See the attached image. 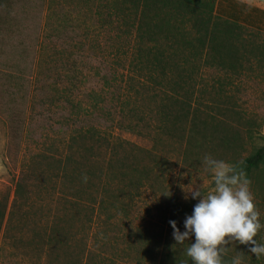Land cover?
<instances>
[{
    "label": "rangeland",
    "instance_id": "1",
    "mask_svg": "<svg viewBox=\"0 0 264 264\" xmlns=\"http://www.w3.org/2000/svg\"><path fill=\"white\" fill-rule=\"evenodd\" d=\"M121 1L0 0V264H152L139 260L140 250L154 233L170 235V202L178 210L188 203L190 215L198 200L190 194L185 199L184 188H213L203 157L229 162L230 152L210 142L184 156V144L171 137L158 133L152 140L120 128L115 97L106 93L104 103L92 97L106 90L94 71L116 67L131 74L135 31L127 22L132 11ZM240 24L241 52L228 54L234 69L204 59L197 68L188 61L184 69L189 82H198L201 115L229 117L240 139L237 152L244 156L264 135V31ZM79 71L88 82H80ZM124 80L114 88L121 99ZM67 99L84 109L70 111ZM90 125L110 141L124 140L123 150L131 151L126 162L132 157L138 167L154 165L156 183L146 181L128 197L124 213L112 205H82L86 202L59 191L63 183L56 168L63 143L73 129ZM250 188L255 197L258 190Z\"/></svg>",
    "mask_w": 264,
    "mask_h": 264
},
{
    "label": "trees",
    "instance_id": "2",
    "mask_svg": "<svg viewBox=\"0 0 264 264\" xmlns=\"http://www.w3.org/2000/svg\"><path fill=\"white\" fill-rule=\"evenodd\" d=\"M124 2L129 4L125 3L126 11L129 8L132 11V16L127 14V22L135 31L128 66L131 74L125 75L124 80L125 76L116 67L102 73L94 71L106 90L104 94H92V97L97 96L104 103V95L109 92L115 97L117 114L121 116L117 119L118 127L149 136L152 140L158 133L171 137L184 144V156L208 142L215 148L230 152L227 161L242 169L250 181L255 180V183H251L253 189L258 190L254 197L255 205L264 223V135L259 136L260 145L240 156L237 152L240 139L230 125L229 117L221 114L218 117L201 115L204 104L201 92L196 88L198 82H189L191 74L184 69L188 61L197 68L198 60L203 59L210 65H227L234 69L237 66L235 59L228 54L241 52L242 46L238 47L236 43L239 41L241 22L223 16L214 0L121 1ZM235 12V8H230L228 14ZM256 29L260 30L259 27ZM261 53L264 54V50ZM121 62L117 61V64ZM184 72L186 80H183ZM78 73L80 82L89 81V76L82 71ZM67 79L72 82L73 77L67 76ZM123 80L125 97L121 99L114 88L117 82L120 86ZM70 91L69 87L65 93L70 94ZM65 104L70 111L85 107L81 106V102L69 99L65 100ZM85 113L87 116L90 114ZM123 119L128 121L120 123ZM122 141H110L107 133L94 125L73 129L63 143L56 168V177L63 183V188H59L63 196L72 195L85 201L86 204H82L85 206L90 203H96L99 208L112 205L118 212L124 213L128 207L127 198L138 193L146 181L152 185L151 179L157 178V173L151 174L154 170L151 164L138 167V161L132 157L129 163L126 162L131 151L123 150ZM150 158L154 161L151 152ZM83 174L87 175V182H83ZM190 207L184 203L183 208L178 210L170 202V217L166 219L170 235H164L162 231L154 233L151 243L141 247L139 260H149L152 264H192L184 252L191 241L176 245L169 224L170 220H176L178 227L183 228ZM256 239L264 243V228L258 232ZM237 254L242 255V264H264V257L257 259L248 252L247 245L241 244L228 246L225 264H229Z\"/></svg>",
    "mask_w": 264,
    "mask_h": 264
},
{
    "label": "clouds",
    "instance_id": "3",
    "mask_svg": "<svg viewBox=\"0 0 264 264\" xmlns=\"http://www.w3.org/2000/svg\"><path fill=\"white\" fill-rule=\"evenodd\" d=\"M203 164L211 175L213 188L205 192L200 184L183 187L185 199L190 194L198 202L184 219L183 231L176 220L169 221L176 245L191 241L184 252L192 264H225L227 248L233 243L247 245L248 252L257 259L264 257V243L256 239L264 223L246 173L236 164L211 155L203 157ZM82 179L87 182V175L83 174ZM229 264H242V255L233 256Z\"/></svg>",
    "mask_w": 264,
    "mask_h": 264
},
{
    "label": "crops",
    "instance_id": "4",
    "mask_svg": "<svg viewBox=\"0 0 264 264\" xmlns=\"http://www.w3.org/2000/svg\"><path fill=\"white\" fill-rule=\"evenodd\" d=\"M217 6L223 16H229L238 22L248 23L264 31V2L261 0H220ZM230 8H235L237 12L228 14Z\"/></svg>",
    "mask_w": 264,
    "mask_h": 264
}]
</instances>
